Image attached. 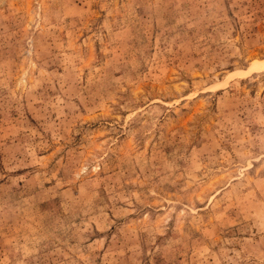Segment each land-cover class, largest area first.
Segmentation results:
<instances>
[{
	"label": "rangeland",
	"instance_id": "1",
	"mask_svg": "<svg viewBox=\"0 0 264 264\" xmlns=\"http://www.w3.org/2000/svg\"><path fill=\"white\" fill-rule=\"evenodd\" d=\"M0 264H264V0H0Z\"/></svg>",
	"mask_w": 264,
	"mask_h": 264
}]
</instances>
